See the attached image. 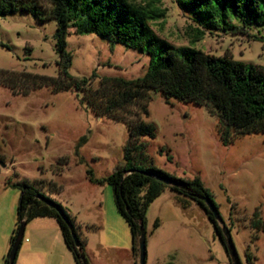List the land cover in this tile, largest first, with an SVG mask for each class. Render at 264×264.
<instances>
[{"label":"rangeland","instance_id":"1","mask_svg":"<svg viewBox=\"0 0 264 264\" xmlns=\"http://www.w3.org/2000/svg\"><path fill=\"white\" fill-rule=\"evenodd\" d=\"M35 1L42 12L50 7L48 0ZM157 6L162 15L148 23L172 45L264 65L259 27L250 25L243 33L204 30L193 39V23L173 0H159ZM54 29L53 18L38 19L28 11L0 15V69L55 75ZM64 41L71 54L68 72L87 76L94 68L92 87L100 76H140L147 64V54L93 33L69 31ZM147 95L146 113L132 102L116 115L127 111L132 114L128 118L152 124L153 136L138 138L144 154L171 175H196L229 229L239 264H264V133L229 129L231 139L222 143L214 107L164 96L157 89ZM78 96L71 89L53 92L46 86L20 94L0 85V264L20 192L5 179L25 180L62 206L83 241L88 264H127L130 259L129 229L114 208L110 186L89 181L85 174L88 168L94 177H103L122 163L126 125L84 108ZM81 134L86 140L74 153ZM143 217V264H230L202 210L192 201L180 206L168 187L148 202ZM255 220L261 229L254 227ZM132 258L137 264L136 251ZM12 264L75 263L55 219L33 216L24 222Z\"/></svg>","mask_w":264,"mask_h":264},{"label":"trees","instance_id":"2","mask_svg":"<svg viewBox=\"0 0 264 264\" xmlns=\"http://www.w3.org/2000/svg\"><path fill=\"white\" fill-rule=\"evenodd\" d=\"M48 1L50 7L42 12L35 0H0V15L19 9L28 11L38 19H54L56 74L0 69V85L20 94L42 86L53 92L71 89L76 96L79 94L77 102L84 108L125 123L127 138L122 147V163L103 177H94L88 168L85 174L89 181L104 182L110 186L114 208L129 229L132 256L135 251L137 253L138 225L144 226L145 207L163 187L175 192L180 206L192 201L202 210L225 252L219 225L203 200L207 198L216 208L210 192L196 175L181 178L155 166L144 154L143 143L138 141L140 135L153 136L152 124L138 117L128 118L127 111L125 115L117 116L115 110L134 102L146 113L147 91L157 89L164 96L214 107L217 110V131L222 143L230 141L229 129L238 133H264V65L235 60L225 53L213 55L189 45H172L158 36L148 23V20L162 15V10L157 6L159 0ZM173 1L193 23V39L199 38L204 30L243 33L250 25L259 27L264 33V0ZM69 31L77 34L93 33L109 43L119 42L124 47L136 48L147 54L144 72L133 78L100 76L96 86L92 87L91 80L96 76L94 68L87 76H73L68 72L71 54L65 49L64 36ZM85 140V134L77 137L73 145L74 153H77V148ZM160 176L176 184H166L157 178ZM5 183L17 186L20 190L15 226L9 235L8 246L20 220L25 222L33 216H50L55 219L62 241L70 250L74 263L88 264L83 241L73 229L71 218L55 199L25 180L9 182L5 179ZM58 211L69 222V226ZM253 223L255 228L261 229L259 220ZM70 228L77 239L76 245ZM244 257L246 261L250 260L247 252ZM1 264H7L5 256Z\"/></svg>","mask_w":264,"mask_h":264},{"label":"water","instance_id":"3","mask_svg":"<svg viewBox=\"0 0 264 264\" xmlns=\"http://www.w3.org/2000/svg\"><path fill=\"white\" fill-rule=\"evenodd\" d=\"M157 178L166 184H176L175 181L171 179H167L165 177L160 176ZM203 200H204V203L207 209L211 212L213 219L219 225L222 242H223L224 249H225L226 255L228 256L230 264H239V258L234 248L233 242L231 240L229 229L226 227L219 212L217 211L215 207H213L211 202L205 197L203 198ZM45 202L49 205H52V203L48 200H45ZM58 214L64 220L65 224L69 226V222L65 219L62 213L58 211ZM23 226H24V221L20 220L14 229L12 240L5 253L7 264H12L18 243L21 239ZM69 230H70L71 237L73 239V243L76 245L77 239L74 233L72 232L71 228ZM136 243H137V264H143L144 263V230H143L142 224L138 225V235H137Z\"/></svg>","mask_w":264,"mask_h":264},{"label":"crops","instance_id":"4","mask_svg":"<svg viewBox=\"0 0 264 264\" xmlns=\"http://www.w3.org/2000/svg\"><path fill=\"white\" fill-rule=\"evenodd\" d=\"M130 253H131V251H130ZM133 256H132V254H131V256H130V259H129V261H128V263L127 264H132V262H133V258H132Z\"/></svg>","mask_w":264,"mask_h":264}]
</instances>
